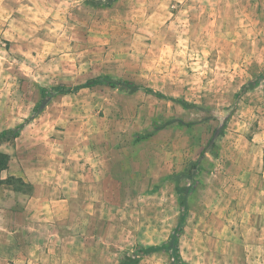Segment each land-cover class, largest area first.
<instances>
[{
	"label": "rangeland",
	"instance_id": "rangeland-1",
	"mask_svg": "<svg viewBox=\"0 0 264 264\" xmlns=\"http://www.w3.org/2000/svg\"><path fill=\"white\" fill-rule=\"evenodd\" d=\"M263 69L264 0H0V133L21 130L1 145L8 264H264ZM102 75L165 97L97 85L37 107ZM195 161L183 262L138 254L170 240L172 176Z\"/></svg>",
	"mask_w": 264,
	"mask_h": 264
},
{
	"label": "trees",
	"instance_id": "trees-1",
	"mask_svg": "<svg viewBox=\"0 0 264 264\" xmlns=\"http://www.w3.org/2000/svg\"><path fill=\"white\" fill-rule=\"evenodd\" d=\"M261 79L262 80L264 79V69L254 84L255 85L258 84L259 80H261ZM97 85L117 87L121 90L132 91V92H135L139 89H143L144 91H146L148 93H154L157 96L165 97V95L161 91H156L150 87L138 85V84H136L132 81H129L127 79L116 78V77H113L111 75H102V76L90 78L87 81H85L83 84L79 85L78 87H70V86L65 85V84L55 85V86H52L50 89H48L46 87H41L40 88V102L38 103L37 107L40 108V107L44 106L56 94H67V93L75 92V91H77L83 87H93V86H97ZM174 100L180 102L184 107H196L197 106L193 103H189L188 101H186L184 99H174ZM179 122H181V121H179ZM20 134H21L20 128L6 129L0 133V183L4 182V180L2 179V173L6 169H8V167L10 165V161H11V156L8 153L1 150V145L7 141H13L17 137H19ZM153 134H154V131H149V132H145V133H137L136 134V141H140L144 138L150 137ZM200 170H201V165H200L199 161H195L188 168V170L185 171L184 173H182L180 175L176 174V175L172 176V178H174L177 182L175 189H176V192L180 198V205L182 207V213L180 215V219H179L177 225L175 226V228L173 229V232L171 234V238L169 241L164 242L162 245H158V246H150V247L138 246L136 248V251L138 254H141V255L150 254V253L158 251L162 248H165L166 246H169L173 249V253H174V257H175L176 261L178 263L183 262V259L181 256V251H180V236L184 231L186 217H187L188 210H189L188 199H189V197H190V195L193 192L194 187H195L194 186L195 185L194 177L196 174H198L200 172ZM183 175L191 178L193 180L192 183L189 185H181L180 184V178ZM8 178L9 179L6 180L8 184L18 183V182L20 185L26 184L23 181H20L21 179L19 177L10 176ZM137 260L138 259H135V260L130 259V260H127L126 262H124V264H134L137 262ZM10 264H13V263H10Z\"/></svg>",
	"mask_w": 264,
	"mask_h": 264
},
{
	"label": "crops",
	"instance_id": "crops-1",
	"mask_svg": "<svg viewBox=\"0 0 264 264\" xmlns=\"http://www.w3.org/2000/svg\"><path fill=\"white\" fill-rule=\"evenodd\" d=\"M10 212H11V215H12V213L14 214L13 210H11ZM0 216L9 217L5 213L4 214L0 213ZM12 240H13V237L10 236V235L8 236V238H4V242L9 241V243H11ZM10 247L11 246L8 244L9 250L5 249V248L3 250L0 249V264H8L10 261H18V260H16L17 254L16 255H13V254L11 255V253H10L11 248Z\"/></svg>",
	"mask_w": 264,
	"mask_h": 264
}]
</instances>
